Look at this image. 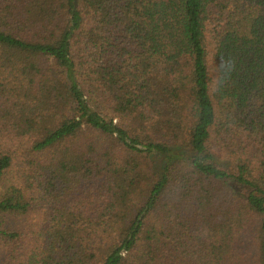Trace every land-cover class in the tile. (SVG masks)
I'll return each instance as SVG.
<instances>
[{"label":"trees","instance_id":"trees-1","mask_svg":"<svg viewBox=\"0 0 264 264\" xmlns=\"http://www.w3.org/2000/svg\"><path fill=\"white\" fill-rule=\"evenodd\" d=\"M0 264H264V0H0Z\"/></svg>","mask_w":264,"mask_h":264},{"label":"rangeland","instance_id":"rangeland-1","mask_svg":"<svg viewBox=\"0 0 264 264\" xmlns=\"http://www.w3.org/2000/svg\"><path fill=\"white\" fill-rule=\"evenodd\" d=\"M161 161V160H160ZM160 161H157V163H159Z\"/></svg>","mask_w":264,"mask_h":264}]
</instances>
